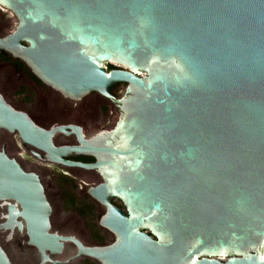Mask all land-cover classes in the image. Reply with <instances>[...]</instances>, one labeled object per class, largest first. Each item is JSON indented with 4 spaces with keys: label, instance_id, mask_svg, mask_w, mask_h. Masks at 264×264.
<instances>
[{
    "label": "water",
    "instance_id": "water-1",
    "mask_svg": "<svg viewBox=\"0 0 264 264\" xmlns=\"http://www.w3.org/2000/svg\"><path fill=\"white\" fill-rule=\"evenodd\" d=\"M0 6L18 21L2 48L28 51L38 76L61 93L99 94L120 112L100 146L80 136V147L60 150L32 141L54 163L101 175L89 195L104 209L100 225L115 242L87 250L92 258L264 264V0H0ZM108 62L123 70L107 73ZM116 83L128 85L121 99L110 93ZM0 127L32 140L1 101ZM67 152L94 154L97 162L67 163L61 159ZM19 176L1 158L0 201H19L40 252H60L59 238L48 234V206L37 187L36 201H29L32 188ZM0 264H10L1 247Z\"/></svg>",
    "mask_w": 264,
    "mask_h": 264
},
{
    "label": "flooded vegetation",
    "instance_id": "flooded-vegetation-1",
    "mask_svg": "<svg viewBox=\"0 0 264 264\" xmlns=\"http://www.w3.org/2000/svg\"><path fill=\"white\" fill-rule=\"evenodd\" d=\"M17 26L16 17L0 7V40L13 35ZM19 47L26 52L30 45L23 40ZM31 57L28 51L22 55L0 46V101L25 124L24 129L32 138L0 127V160L12 163L20 171L19 177L28 182L32 188L29 201H36L37 187L38 196L50 210L48 234L57 236L62 248L58 253H42L30 243L22 216L24 208L16 199L0 201V247L10 264H101L78 248L80 245L84 250H93L115 242L114 236L100 225L104 209L89 195L91 188L103 183L101 175L54 163L33 142L47 140L54 150H60L80 147V136L86 143L100 146L119 121L120 112L99 94L77 98L56 90L38 76ZM106 70L110 73L123 68L109 64ZM127 87L116 83L110 93L121 99ZM61 159L82 165L97 162L90 153L67 152ZM111 204L126 215L120 201L113 199ZM33 209L45 208L33 205Z\"/></svg>",
    "mask_w": 264,
    "mask_h": 264
},
{
    "label": "bare ground",
    "instance_id": "bare-ground-1",
    "mask_svg": "<svg viewBox=\"0 0 264 264\" xmlns=\"http://www.w3.org/2000/svg\"><path fill=\"white\" fill-rule=\"evenodd\" d=\"M1 7V6H0ZM108 64H112V65H116V66H118V67H120L118 64H116V63H113V62H108V63H106V67H107V65ZM122 68V67H121ZM137 74V73H136ZM138 75H142V74H138ZM143 76V75H142ZM83 253H85V254H88V255H91V253H87V250L86 251H82ZM221 260H223V259H221Z\"/></svg>",
    "mask_w": 264,
    "mask_h": 264
},
{
    "label": "rangeland",
    "instance_id": "rangeland-1",
    "mask_svg": "<svg viewBox=\"0 0 264 264\" xmlns=\"http://www.w3.org/2000/svg\"><path fill=\"white\" fill-rule=\"evenodd\" d=\"M109 65V64H108Z\"/></svg>",
    "mask_w": 264,
    "mask_h": 264
}]
</instances>
